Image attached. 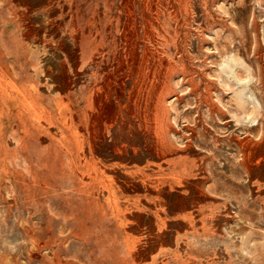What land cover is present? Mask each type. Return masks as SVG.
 <instances>
[{
    "label": "rangeland",
    "instance_id": "rangeland-1",
    "mask_svg": "<svg viewBox=\"0 0 264 264\" xmlns=\"http://www.w3.org/2000/svg\"><path fill=\"white\" fill-rule=\"evenodd\" d=\"M0 264H264V0H0Z\"/></svg>",
    "mask_w": 264,
    "mask_h": 264
},
{
    "label": "bare ground",
    "instance_id": "bare-ground-1",
    "mask_svg": "<svg viewBox=\"0 0 264 264\" xmlns=\"http://www.w3.org/2000/svg\"><path fill=\"white\" fill-rule=\"evenodd\" d=\"M149 13H151V12H149ZM151 16V15H150ZM155 19V18H154ZM155 53H156V51H155ZM149 53L148 52H145V54L143 55V59H148V57H149ZM138 57H139V55H138ZM140 58V57H139ZM161 60V59H160ZM144 61V60H143ZM135 64H137V63H135ZM144 66V65H143ZM134 67H135V65H134ZM137 67V66H136ZM131 70V69H130ZM143 70H144V68H143ZM135 71L137 72V70H136V68H135ZM142 72V71H141ZM138 73V72H137ZM136 73V74H137ZM152 73V72H151ZM132 74H133V72H132ZM160 93V92H159ZM146 97V96H145ZM160 98H159V101H158V103L156 104V106H154L153 108V110H152V118H150L149 116H148V113L147 112H145L144 113V122H145V124H150V122H149V120L151 119V122H152V124H151V126H153V134H154V136L156 137V139L157 140H162V137H168V135L166 134V133H162V132H164V131H161V127H162V119H161V116H162V114L164 113V110H163V99H162V95L161 96H159ZM132 101H135V100H132ZM148 104V103H147ZM149 108V107H148ZM148 108H147V106H146V110H148ZM132 110V109H131ZM150 118V119H149ZM166 119V118H165ZM164 121H166V120H164ZM186 148H188V149H191V148H193V144H192V142L191 141H189L188 143H187V145H186ZM252 154V153H251ZM47 185V184H46ZM95 188V187H94ZM40 195V194H39ZM83 205V204H82ZM35 207V206H34ZM54 207V206H53ZM96 214V213H95ZM48 215V214H47ZM55 216V215H54ZM53 217V216H52ZM30 225V224H29ZM33 225H35V224H33ZM135 225V224H134ZM34 227V226H33ZM72 227V226H71ZM23 228V227H22ZM39 229V228H38ZM85 230H86V228H85ZM107 230H109V229H107ZM104 231V230H103ZM106 232V231H105ZM104 232V233H105ZM29 233V232H28ZM39 233V232H38ZM59 233V232H58ZM93 233V232H92ZM35 234V233H34ZM32 235V234H31ZM54 236V235H53ZM80 236V235H79ZM60 237V236H59ZM62 238V237H61ZM48 239V238H47ZM94 239V238H93ZM60 240V239H59ZM38 251V250H37ZM40 253V252H39ZM29 255V254H28ZM31 255V254H30ZM55 255V254H54ZM48 256V255H47ZM56 256V255H55ZM46 257V256H45ZM59 257V256H58ZM16 259V258H15ZM33 259V258H32ZM31 259V260H32ZM38 261V260H37ZM42 261V260H41ZM52 262V261H51Z\"/></svg>",
    "mask_w": 264,
    "mask_h": 264
}]
</instances>
